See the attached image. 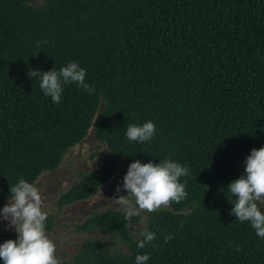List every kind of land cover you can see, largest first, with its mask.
I'll list each match as a JSON object with an SVG mask.
<instances>
[{
  "label": "trees",
  "instance_id": "obj_1",
  "mask_svg": "<svg viewBox=\"0 0 264 264\" xmlns=\"http://www.w3.org/2000/svg\"><path fill=\"white\" fill-rule=\"evenodd\" d=\"M31 2L0 0V209L11 186L55 169L93 126L112 156L81 172L58 210L91 197L119 159L180 163L187 196L148 212L136 238L138 218L121 209L89 215L75 230L108 240L84 239L69 264H136L138 254L149 255L145 264H264V238L230 215L236 198L227 190L264 147V0ZM70 61L95 92L65 84L56 104L27 73ZM147 121L154 137L130 141L127 127ZM145 229L156 238L139 248Z\"/></svg>",
  "mask_w": 264,
  "mask_h": 264
},
{
  "label": "clouds",
  "instance_id": "obj_2",
  "mask_svg": "<svg viewBox=\"0 0 264 264\" xmlns=\"http://www.w3.org/2000/svg\"><path fill=\"white\" fill-rule=\"evenodd\" d=\"M27 75L30 78L39 77V86L44 95L50 96L56 104L61 101L65 84L75 83L86 93L95 92V88L86 83V70L73 61L59 71L31 69ZM155 133V124L147 121L139 126L129 125L125 134L130 141L142 144L150 141ZM188 174L185 166L170 159L159 163L135 160L123 178L122 187L127 190V195H118L111 200L124 212L125 220L130 221L141 212H155L184 200L187 193L180 178ZM227 190L236 198L230 215L234 214L240 222H249L256 235L264 238V147L251 150L246 157L244 175L234 179ZM120 191L121 186H117L116 192ZM10 194L12 198L0 209V217L9 221L18 236L15 240L8 239L0 244V259L4 264H60L56 244L45 231L48 214L43 210L45 202L40 190L20 179L10 187ZM141 235L143 239L137 243L139 248H144L156 238V234L147 229ZM172 238V235H165V243ZM236 251L239 252L240 248L237 247ZM135 259L136 264H145L149 255L138 254Z\"/></svg>",
  "mask_w": 264,
  "mask_h": 264
},
{
  "label": "rangeland",
  "instance_id": "obj_3",
  "mask_svg": "<svg viewBox=\"0 0 264 264\" xmlns=\"http://www.w3.org/2000/svg\"><path fill=\"white\" fill-rule=\"evenodd\" d=\"M41 2L42 0H32L31 3L39 4ZM111 156L106 145L95 139L93 126H91L86 137L68 149L55 169L42 172L33 183L40 190L44 199L43 210L47 214L53 213L56 215L52 228L46 234L56 244V256L60 264H69L82 241L86 238L103 237L106 241L108 240L107 233L97 231L78 232L75 227L91 214L104 211L107 208L121 209L111 199L118 195H127V190L123 189L122 185L123 178L129 168L128 163L119 159L114 174L88 199L73 202L63 206L60 210L57 209L56 201L60 194L65 192L71 184L78 181L81 172L97 168L103 160ZM117 186H121L119 193L116 192ZM8 203L9 200L3 204L1 209ZM262 209L264 210V208ZM136 217L138 218L137 221L131 223L130 226L134 238L138 236L146 223L148 212H141ZM17 236L18 233L9 221L0 217V241L7 238L15 240ZM116 246L120 247L119 244H116Z\"/></svg>",
  "mask_w": 264,
  "mask_h": 264
}]
</instances>
